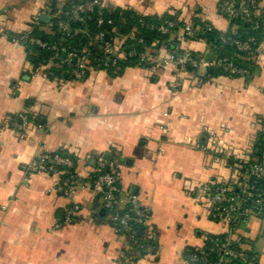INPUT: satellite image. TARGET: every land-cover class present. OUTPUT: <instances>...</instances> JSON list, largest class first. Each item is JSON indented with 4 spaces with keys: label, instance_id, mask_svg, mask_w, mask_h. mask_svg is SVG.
<instances>
[{
    "label": "crops",
    "instance_id": "crops-1",
    "mask_svg": "<svg viewBox=\"0 0 264 264\" xmlns=\"http://www.w3.org/2000/svg\"><path fill=\"white\" fill-rule=\"evenodd\" d=\"M53 1L58 8L67 0H0V264H118L130 241L93 188L101 166L117 171L122 197L136 195L148 210L157 248L138 264H183L208 235L225 231L201 190L230 182L238 159L254 156L264 127V56L249 80L137 63L58 83L10 36ZM102 1L147 16L200 15L218 30L237 31L221 0ZM181 45L197 56L210 52L203 40ZM170 49L161 43L151 51L165 56ZM22 113L42 127L32 120L19 128ZM58 150L76 162L75 186L65 191L57 190L60 175L28 172L37 156ZM73 202L80 209L67 222ZM235 234L264 264L263 218L241 222Z\"/></svg>",
    "mask_w": 264,
    "mask_h": 264
},
{
    "label": "built area",
    "instance_id": "built-area-1",
    "mask_svg": "<svg viewBox=\"0 0 264 264\" xmlns=\"http://www.w3.org/2000/svg\"><path fill=\"white\" fill-rule=\"evenodd\" d=\"M102 0H82L73 3L68 8L63 6L54 11L49 4L47 10L38 12L31 19L28 29L21 33L15 40H31L35 45L46 52L45 74L58 83L68 78L85 80L93 69L112 70L120 69L119 61L127 57H139L141 63H155L156 65L176 64L180 69L207 73L216 69L223 74L232 77L246 78L249 70L238 64L232 55L226 54L222 47L230 45L238 51H247L264 56V36L258 39L249 35L244 39L235 36H221L222 45L213 46L210 52L211 60L204 55L197 56L189 48L181 44L193 40H202L200 32L212 29V24L206 22L204 27H192L190 19L184 20L178 33V43L169 50L167 55L160 56L146 46L142 51L133 47L128 52L122 48L126 37L118 32L116 26L112 27V20L106 21L103 17L97 20L95 34L89 33L82 26H78L84 19L93 14L95 9L102 6ZM220 10L222 14L232 20L247 22L254 30H261L264 35V0H221ZM48 14L51 19L48 22L41 20V15ZM109 24V29L101 28L103 24ZM176 25L174 21H168L165 26H160L163 33H170ZM57 27L63 36L60 38L44 39L40 36H32L34 29L52 33ZM150 27H155L150 25ZM110 28L114 32L111 34ZM83 33L89 37L88 47H79L75 44L77 35ZM107 34L110 38L107 39ZM142 43L143 39L140 38ZM92 45V46H91ZM97 48L100 55H94L92 48ZM63 68L61 74L54 69ZM179 76L178 74H176ZM19 128H28L31 121L37 122L36 117L28 114L19 115ZM37 123V127H42ZM105 162L103 161V164ZM63 167L58 169L59 167ZM237 170L230 182H212L203 186L201 193L211 206V217L217 219L225 226V231L219 234L208 235L202 246L188 252L183 264H257V259L242 246V239L235 233L239 231L241 222L249 221L253 216H261L264 221V151L254 159H238ZM74 168V160L66 155L56 154L48 159L40 155L30 163L28 172L52 173L62 175ZM94 177V190L102 198L103 207L109 213L110 221L115 230L124 235L130 241L128 247L118 260V264H138V261L149 253L156 251L154 232L149 225V213L136 195L122 197V188L117 171L113 168L101 166L97 168ZM73 174L59 180L57 190L65 191L75 186L71 183ZM80 205L73 202L65 211V221L70 222L79 211ZM143 226L139 235V226Z\"/></svg>",
    "mask_w": 264,
    "mask_h": 264
},
{
    "label": "trees",
    "instance_id": "trees-1",
    "mask_svg": "<svg viewBox=\"0 0 264 264\" xmlns=\"http://www.w3.org/2000/svg\"><path fill=\"white\" fill-rule=\"evenodd\" d=\"M82 0H67L64 3V8H68L73 3H77ZM221 6V3H220ZM51 8L56 11L57 5L56 2L51 3ZM99 17H103L106 21L112 20V27L116 26L118 28V32L126 37L124 45L122 48L125 49V52H128L133 47H136L138 51H142L146 46L149 47H159L161 43L167 45L169 48H173L176 43H178V33L180 32V28L184 24V20L177 17V15H171L168 13L163 14L162 16H147L136 13L135 11L129 8H122L119 6H106L102 5L95 9L94 13L87 16L83 22L79 23L78 26H82L85 30H88L89 33L95 34L97 29V20ZM192 27H201L203 28L205 23L208 22L206 19H202L200 15H194L191 19ZM168 21H174L176 25L171 29L170 33H163L160 29V26H165ZM210 23V22H208ZM232 23L236 24L237 31H221L215 28L212 25V29L205 30L200 32V38L210 46V49L213 46L222 45V41L220 39L221 36H235L241 39L246 38L249 35L255 36L258 39H261L264 35L261 30H254L252 25L247 22H242L239 20H232ZM150 25H154L155 27H150ZM101 28H107L106 24H103ZM133 28L135 32L133 35H128ZM111 34L114 35L112 28H110ZM32 36H40L44 39L50 38H60L63 36L62 32L58 30L57 27L53 28L52 33H47L44 30L34 29L31 32ZM128 35V36H127ZM11 37H19L20 34L10 33ZM142 38L143 42L140 43L139 39ZM26 48L27 59L34 65V67L45 66L46 65V52L43 51L40 47L35 45L30 39L22 41ZM155 43V45H154ZM75 44L79 47H88L90 44L89 37L83 33L77 35ZM92 46V45H91ZM222 50L228 54L234 56L236 62L240 64L242 67H246L249 70L248 76L245 78L246 80L251 79L258 71V65L254 62V60L258 57V55L252 53V51H238L236 48L230 45H224ZM94 55H100L99 49L92 48ZM197 55V54H195ZM139 64V57H127L125 59H121L119 61V66L125 67L127 65ZM144 65L145 63H141ZM57 74H61L63 72V68L52 67ZM107 71L113 73L112 70L108 69ZM209 74H223L221 71L216 69L210 70ZM227 75V74H224ZM30 117V113H26ZM39 123L40 120H37ZM264 125V119L262 121ZM255 153L252 159L257 157L261 152L264 151V127L257 134V139L255 141ZM66 155L72 157L70 154L66 153L63 150H58L52 153H45L43 156L48 159L54 157V155ZM74 160V159H73ZM74 160V168L68 170L66 173L60 175V180L67 177L69 174H73L71 178V183H76V165ZM63 168L62 166L58 169ZM97 173V172H96ZM94 185V179H93Z\"/></svg>",
    "mask_w": 264,
    "mask_h": 264
},
{
    "label": "water",
    "instance_id": "water-1",
    "mask_svg": "<svg viewBox=\"0 0 264 264\" xmlns=\"http://www.w3.org/2000/svg\"><path fill=\"white\" fill-rule=\"evenodd\" d=\"M50 19H51V16L48 15V14H43V15H41V20H42L43 22H48ZM106 27H109V24H108V23L106 24ZM106 38L109 39V38H110V34H107V37H106ZM205 57H206L207 59L211 60L212 57H213V54H212L211 52H209V53L206 54ZM129 160H131V159H126V162H128ZM142 230H143V226L140 225V226H139V235H141Z\"/></svg>",
    "mask_w": 264,
    "mask_h": 264
}]
</instances>
